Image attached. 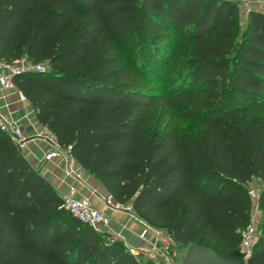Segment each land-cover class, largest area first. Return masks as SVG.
Returning a JSON list of instances; mask_svg holds the SVG:
<instances>
[{"label":"trees","instance_id":"16d2710c","mask_svg":"<svg viewBox=\"0 0 264 264\" xmlns=\"http://www.w3.org/2000/svg\"><path fill=\"white\" fill-rule=\"evenodd\" d=\"M23 58L48 70L15 87L118 203L178 245L240 249L264 181L263 11L243 28L231 0H0V62ZM0 264L165 263L75 217L0 128Z\"/></svg>","mask_w":264,"mask_h":264},{"label":"crops","instance_id":"0c3cea01","mask_svg":"<svg viewBox=\"0 0 264 264\" xmlns=\"http://www.w3.org/2000/svg\"><path fill=\"white\" fill-rule=\"evenodd\" d=\"M240 3L242 0H231ZM264 12V8H253ZM0 62V75L3 72ZM23 93L16 87L4 88L0 84V117L9 123H17L20 130L27 137V148L23 151L26 159L46 177L65 198L74 196L77 198L89 197L94 207L105 211L110 215L111 225L102 230L112 239L123 242L130 250L138 248L145 256L152 258L153 250L151 244H171L174 248V259L177 261L178 249L175 250L176 241L173 237L159 231V229H150L145 221L139 219L131 204H119V207L108 208L105 198L109 194L105 186L85 168L82 178L74 174H69L64 161L61 158L47 161L45 153L49 151V141L45 137L39 136V133L45 132L48 128L41 124L36 116V112L31 103L22 98ZM58 142V141H57ZM59 144V143H58ZM57 145L56 147H58ZM76 163L73 168L79 164L74 157H70ZM148 228V230H147ZM146 231L144 237L143 232Z\"/></svg>","mask_w":264,"mask_h":264},{"label":"built area","instance_id":"2783aa9c","mask_svg":"<svg viewBox=\"0 0 264 264\" xmlns=\"http://www.w3.org/2000/svg\"><path fill=\"white\" fill-rule=\"evenodd\" d=\"M241 3L246 9L244 18L245 20H247L249 11L253 8H257L263 5L264 0H242ZM244 11L245 10H243L242 14L244 13ZM1 66L3 68V72L0 75V84L4 88L15 87L14 83L12 82V77L13 75L19 72L37 71L39 73H44L48 70L47 62L33 63L29 61L27 58H23L21 64L18 66H10L4 63H2ZM22 98L26 100V97L24 95H22ZM0 128L12 137V139L16 142V144L18 145V147L22 152L27 148V137L20 130L17 123H9L4 118L0 117ZM39 136L45 137L49 141L50 148L49 151H47L44 156L47 161H52L53 159L61 158L62 161H64L65 166L67 168V172L69 174H74L75 176L82 178V174L85 170L84 167H82L80 164H77L76 168H73L76 163L72 158H70L72 157L71 154L72 146H68L66 148L61 147L57 142L56 136L49 129L45 130V132L39 133ZM57 145L59 146L56 147ZM250 195L253 202V208L251 210L250 222L242 232L241 244H240V250L245 255L246 264H250L249 258L258 240L259 222H257V220L255 219V215L259 213L261 214V209L259 208V202H258L260 197V191L250 190ZM64 200H65V206L80 221L84 223H88L100 231L107 229L111 225L112 219L110 215H108L105 211L94 207L89 197L77 198L70 195V196H66ZM105 203L108 208L115 209L119 207V204L110 193L106 196ZM145 224L147 225L148 228L154 229L147 223ZM145 233L146 231L143 232L142 234L143 237ZM171 249H172L171 244H166V245H161L157 243L153 245L151 244V250L154 251L153 254L151 255L152 259L155 262H164L165 264H178L177 261L174 259L175 253L173 254L171 252ZM131 252L133 254L138 253V255L141 253V251L138 248L131 249ZM159 257H163L164 261H161Z\"/></svg>","mask_w":264,"mask_h":264},{"label":"water","instance_id":"95a60500","mask_svg":"<svg viewBox=\"0 0 264 264\" xmlns=\"http://www.w3.org/2000/svg\"><path fill=\"white\" fill-rule=\"evenodd\" d=\"M180 264H246V262L245 255L240 249L220 253L206 245L191 243L187 246Z\"/></svg>","mask_w":264,"mask_h":264},{"label":"rangeland","instance_id":"374dc122","mask_svg":"<svg viewBox=\"0 0 264 264\" xmlns=\"http://www.w3.org/2000/svg\"><path fill=\"white\" fill-rule=\"evenodd\" d=\"M239 4H240V13L242 14L243 10H245L244 13L241 16V20H242L243 28H244V26L246 25V20L244 18L246 9H245V7L243 6V4L241 2ZM261 7L264 8V4L261 5ZM241 32H242V30H241ZM156 72H157L156 75L151 76V78H152V81H153V86H155V88L159 92L161 90H164L165 88H168V86H169L167 81H165V77H162V76H168V71L167 70H163V67H162V69H160V71H159V69H156ZM159 76H161V77H159ZM249 187H250L251 190H254V191H262L264 189V181H261L259 179H254L249 184ZM252 208H253V204H252ZM252 208H251V210H252ZM262 218H263V214L262 213L261 214L259 213V214L255 215V219L257 220V222H260L262 220ZM176 244H177L176 245L177 247H175V250L178 249V255H179L177 257V263L180 264L182 259H183V257H184V254H185V252L187 250V246L178 245V243H176ZM171 252L173 254L175 253L173 246H172ZM134 254L138 255V253H134ZM159 259L161 261H164L163 257H159Z\"/></svg>","mask_w":264,"mask_h":264}]
</instances>
